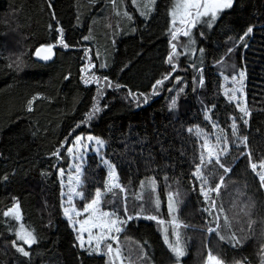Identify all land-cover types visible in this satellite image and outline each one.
Listing matches in <instances>:
<instances>
[{
	"label": "trees",
	"instance_id": "16d2710c",
	"mask_svg": "<svg viewBox=\"0 0 264 264\" xmlns=\"http://www.w3.org/2000/svg\"><path fill=\"white\" fill-rule=\"evenodd\" d=\"M147 3L151 6V0H136V5L131 0L115 5L112 0H0V264H110L104 254L78 247L64 218L59 170L69 167L66 149L77 136L103 140L104 157L116 165L127 205L120 193L103 206L121 215L126 207L135 217L119 240L131 264H177L164 240L172 219L169 193L179 200V239L188 250L180 264H206L209 254L223 264H261L264 189L250 163L264 161V0H235L211 27L196 24L188 28L190 38L176 40L170 14L175 0H155L150 19L140 14ZM249 26L253 32L245 36ZM60 28L69 47L59 42ZM172 44L178 53L175 71L167 60ZM48 45L54 60L36 61L35 52ZM241 71L247 116L224 90ZM129 91L137 97L143 93L147 103L137 102ZM94 107L100 111L89 120ZM217 128L225 136L224 147L229 146L221 163L232 171L215 165L203 169L212 187L224 176L215 197L217 210L222 205L224 211H218L217 232L209 234L217 223L205 214L207 203L192 175L203 144L195 130L213 136ZM84 170L81 209L107 179L96 155L88 157ZM17 203L20 220L2 215ZM144 216H157L165 225ZM249 220L255 221L251 231ZM21 225L37 237L31 248L18 240ZM173 230L170 224L169 242L176 239ZM232 233L241 246L229 244ZM14 240L29 257L16 250Z\"/></svg>",
	"mask_w": 264,
	"mask_h": 264
},
{
	"label": "snow or ice",
	"instance_id": "6c2138e0",
	"mask_svg": "<svg viewBox=\"0 0 264 264\" xmlns=\"http://www.w3.org/2000/svg\"><path fill=\"white\" fill-rule=\"evenodd\" d=\"M133 5H136V0H131ZM113 5H115L116 0H112ZM151 4H155V0H151ZM234 0H175V3L173 4L172 10H171V16L173 17L172 24L173 30L171 32V38L172 40H176L178 35H183L184 37L190 38V32L186 28H177V20L176 17L179 16V23L181 25H187L191 28H195L197 22L201 20L202 17L207 18L203 21V23L207 24L209 27H211L212 22H215L217 19V14L220 12H223L226 9H231L233 7ZM51 7V4L49 5ZM125 16H127L129 19H131V16H129L128 12L125 11L123 13ZM117 15H120L119 12H117ZM141 15H145V13H141ZM253 32V27L249 26L245 32V36L248 34H251ZM59 36H60V44H62L64 47H69L67 43H65L63 38V29L60 28L58 30ZM83 39H88V37H83ZM189 43H194V41H191L189 39ZM52 45H48L46 47H43L36 51L35 55L40 57L42 60H50L51 54H52ZM173 53L170 54L167 58L168 63L173 65V71H175V65L173 63L175 55H177V49L176 44H172ZM231 51V50H230ZM41 52L46 53L45 55L41 56ZM11 67L12 65H8ZM104 65H101L103 67ZM17 67H19V62H17ZM171 73L169 75H166L162 80L156 81V85H162L164 80L169 79ZM240 80L237 81L238 83H242L245 73L243 71L238 73ZM105 80H107V77H104ZM179 79L178 77L176 78ZM234 81H236V77L232 78ZM85 83H89L88 80H85ZM154 85V89L156 87ZM109 87H111V84L109 83ZM117 87H120L117 85ZM182 91V89H181ZM237 91H240V89H232V95L231 99H236L235 93ZM129 95L139 102V100L142 98L144 103H147L148 97L144 95L143 93L140 94L139 97L136 96V94L131 93L129 91ZM172 108L176 107V101H172ZM28 110L31 111L32 107L31 104L28 106ZM99 107H94L91 112L88 113V119H93L95 113L99 112ZM240 111L245 114V116L249 115L248 112L244 108H240ZM243 119V117H241ZM244 123L247 124V120H244ZM213 127H217V125L213 124ZM189 131H193V129H189ZM233 134L236 135V125L233 123L232 126ZM195 134L197 136L202 135V131L200 129L195 130ZM84 139V137L77 136L75 144L73 147H69L66 149V151L70 155H74L73 148L79 146L81 149L79 160L80 163H78L75 166V177L73 179H70L69 184V191L67 193L68 197V204L72 205V198L73 195L76 197H79L80 199H85V191H84V168H83V162H84V155L82 149L85 147V145L81 144V141ZM222 137L217 135L215 137V143H212L207 137H205L203 144L201 145V151L199 156L197 157L198 163L195 166V170L192 173V175L200 181L199 185V191L200 194L204 197L205 200L210 199L209 193H214L215 197L218 198L221 187L224 186V176H220L218 182L216 183L215 187H212L208 183V178L204 175L203 169L207 168L208 165H215L218 166L220 169H223L225 173H230L232 170L231 168H225L224 164L221 163V155L227 154V146L224 148H221L220 145L222 143ZM87 140L89 142L95 140L96 145L98 147L95 149L97 153H101L104 141L100 139H96L92 136H88ZM242 140L247 142V137H243ZM56 156H59V151H56L53 153ZM249 159L251 157V153H248ZM101 163L105 167L107 180L104 183L103 191L101 188H96L94 192L89 193L90 199L89 202L84 206L83 212L88 213L87 218H85L82 221H78L79 224L78 227H76V223L73 224V227L76 228V231L78 232L77 239L80 241V243L77 245L80 248H85L89 251V254L97 253V254H105L108 255L110 264H124V261L127 259L129 261V264H131V257H125L122 253V249L119 247V234L124 231L125 227L127 226L128 222L133 220L135 217L127 215V208H124V216L123 218L118 215L117 211L115 210H105L104 209V201L103 197L109 193L113 195H117L120 193H125L126 189L124 186L119 182L118 180V173L116 171V165L111 162L110 160L106 159L104 156H101ZM257 164L256 163H250V169L253 172V174L258 178L260 182V186L262 189H264V161L260 163V171H257ZM59 173L61 176H64V170L60 169ZM6 179V178H5ZM148 184H154V180L147 182ZM145 187V182H141V188L143 189ZM141 198L142 197H138ZM216 198L211 199V208L216 209ZM179 203V200H173V194L169 193L168 195V211L172 219L170 220V224L173 226V235L176 237L174 242H169L168 234H167V228L164 229L165 235L164 240L166 244L168 245V248L173 253L174 257L176 258L177 264H179L180 258L185 255V252L181 246V242L179 239V231L183 225L178 222V219L176 218V212L177 207L176 205ZM159 206V201H157V207ZM205 211H208V209H205ZM220 213L224 211L222 205L220 206L219 210ZM243 211V209H242ZM72 214L76 216H80L81 212L77 211L75 207L65 208L64 209V215L71 221L72 220ZM213 213H209L211 216ZM3 216L11 217L14 220H20V213H19V203L14 205L13 208L9 209L8 211H5ZM244 215H248V212H244ZM148 220L156 221L158 218L157 216H147L144 217ZM219 220L220 216L219 214L215 215L213 222L217 223V228H208L207 231L209 233L217 232V229L219 228ZM225 220V227L230 228V222H228L227 216L224 217ZM158 223L164 224L165 221L159 220ZM255 223V221L249 220L248 222V228L249 231H251L252 224ZM243 231V229H241ZM84 233H87V240L84 239ZM95 233V234H94ZM17 237L19 241H22L24 245H27L29 248H31L32 245L38 243L37 237L34 235L32 231L26 230L23 225L20 226V230L17 233ZM219 239L223 240L225 239L224 236H219ZM93 241H95V244H93ZM106 241H114L116 243V247H113V243H106ZM229 244L232 247H239L241 246V241L239 238L236 237L235 233H232L229 240ZM104 245L106 248L105 253H101V245ZM13 245L16 247V250L24 257H29L30 252L25 250V247L17 244V241H13ZM262 254H264V248L261 249ZM146 255V254H145ZM208 261L210 264H221V262L211 254L208 255ZM261 264H264V255H262Z\"/></svg>",
	"mask_w": 264,
	"mask_h": 264
},
{
	"label": "rangeland",
	"instance_id": "374dc122",
	"mask_svg": "<svg viewBox=\"0 0 264 264\" xmlns=\"http://www.w3.org/2000/svg\"><path fill=\"white\" fill-rule=\"evenodd\" d=\"M235 2V0H234ZM150 8H154L153 4H150L147 3L145 7H143L140 11V14L143 12L145 13V15H141V16H146L148 19H150V17L152 16V14L150 13ZM227 10V9H226ZM225 11V10H224ZM221 13V12H220ZM219 15V13L217 14V16ZM173 19V17H172ZM179 16L176 17V20H177V24H176V27L177 28H182V27H185V25H181L179 23ZM207 19V18H204L202 17L201 20L199 22H197V25L203 23V21ZM173 26V24H172ZM173 30H175L173 28ZM5 50L8 49V46L5 48ZM1 49H0V53H1ZM236 77V81H234L233 79L231 81H226V83L228 84V86L224 87V90H225V94L226 96L232 100L233 102H235V104L239 107V108H244L246 109V91H245V75H244V78H243V81L242 83H238L237 81L240 80V77L239 75L235 76ZM225 83V82H224ZM232 89H240V91H237L235 93V96H236V99H231V95H232ZM219 135L221 136L223 139H222V143L220 145L221 148H224V139H225V136L219 131V129H215V133L213 136L211 135H208V134H205L203 131H202V135L199 136V138L204 141L205 137H207L212 143H215V137ZM82 137V136H81ZM88 137V136H87ZM87 137H84V139L81 141V144L85 145V147L82 149L83 151V155H84V162H83V168L85 169L86 166H87V162H88V157L90 155H96L98 156L100 162H101V156H104V149H105V144L103 146V149H102V152L101 153H97L95 151V149L98 147V145H96L95 143V140L89 142L87 140ZM93 137V136H92ZM96 138V137H94ZM98 139V138H96ZM75 141L76 139L72 142L71 146L70 147H73V145L75 144ZM228 150H229V146L226 145ZM80 152H81V149L79 148V146L73 148V153L74 155H70L69 154V160H70V163H69V167L64 170V176H61L60 173H59V178H60V182H61V186H62V207H63V213H64V209L65 208H71V207H75V209L77 211H80L81 212V215L80 216H76L74 214H72V220L70 221L65 215H64V218L69 222L70 224V227L74 230V232L76 233V235L78 236V232L76 231V228L73 227V224L76 223V227L79 226V224L77 223L78 221H82L84 220L85 218H87L88 216V213H84L83 212V209H81V205H82V202H83V199H80L79 197H76L75 195H73V198H72V205L70 206L67 202L68 200V197H67V193L69 191V187H70V184H69V181L70 179H73L75 177V166L80 163V160H79V155H80ZM224 155L226 154H222L221 155V159L224 157ZM102 165V163H101ZM103 166V165H102ZM104 167V166H103ZM105 168V167H104ZM260 166L257 167V171H260ZM107 180V179H106ZM119 180V178H118ZM198 180V179H197ZM120 182V181H119ZM198 182H200L198 180ZM103 191V190H102ZM112 195L111 193L105 195L103 197V201H106L108 200V197ZM122 196H123V201L125 202V204L127 205V195L125 193H122ZM209 196H210V199L208 200H205V202L207 203V209L208 211H206L205 214L208 215V217L213 220L214 219V216L218 214V210H217V207L216 209H212L211 208V199L212 198H215V194L214 193H209ZM205 212V211H204ZM213 213L211 216L209 215V213ZM118 215H120L121 218H123L124 215H121L118 213ZM144 217H147V216H144ZM159 220L157 219L156 222H158ZM130 222V221H129ZM128 222V223H129ZM165 225V223L163 224ZM170 224H166L165 227L169 228ZM126 228V227H125ZM125 231V229H124ZM124 231H122L120 234H119V240H120V235L124 233ZM95 234V233H94ZM211 234V233H209ZM84 239L85 241L87 240V233H84ZM78 243H80V241L78 240ZM106 243H113V247L115 246V242L114 241H106ZM93 244H95V241H93ZM83 250H86L85 248H82ZM101 253H105L106 252V248L104 247V245L102 244L101 245V250H100ZM187 253L188 255V250L187 252H185V254ZM92 254H97V253H92ZM98 255H103V254H98ZM105 255V254H104ZM107 256V258L109 259L108 255H105ZM184 257V256H183ZM218 259V258H217ZM219 260V259H218ZM220 261V260H219ZM221 262V261H220ZM124 264H127L126 262H124ZM180 264V263H179ZM206 264H210V262L207 260ZM223 264V263H221Z\"/></svg>",
	"mask_w": 264,
	"mask_h": 264
},
{
	"label": "water",
	"instance_id": "95a60500",
	"mask_svg": "<svg viewBox=\"0 0 264 264\" xmlns=\"http://www.w3.org/2000/svg\"><path fill=\"white\" fill-rule=\"evenodd\" d=\"M185 28L186 29H193V28H191L190 26H185ZM41 48H43V47H41ZM41 48H39V49H41ZM38 49V50H39ZM46 53H44V52H41V56H43V55H45ZM54 58H55V54H54V52L52 51V54H51V59L50 60H47V61H45V60H42V59H40V57H38V56H36L35 55V59H36V61H38V62H40V63H50V62H52L53 60H54ZM0 60H1V55H0Z\"/></svg>",
	"mask_w": 264,
	"mask_h": 264
},
{
	"label": "bare ground",
	"instance_id": "6f19581e",
	"mask_svg": "<svg viewBox=\"0 0 264 264\" xmlns=\"http://www.w3.org/2000/svg\"><path fill=\"white\" fill-rule=\"evenodd\" d=\"M36 53V52H35Z\"/></svg>",
	"mask_w": 264,
	"mask_h": 264
},
{
	"label": "flooded vegetation",
	"instance_id": "af4514ba",
	"mask_svg": "<svg viewBox=\"0 0 264 264\" xmlns=\"http://www.w3.org/2000/svg\"><path fill=\"white\" fill-rule=\"evenodd\" d=\"M188 30V29H187Z\"/></svg>",
	"mask_w": 264,
	"mask_h": 264
}]
</instances>
